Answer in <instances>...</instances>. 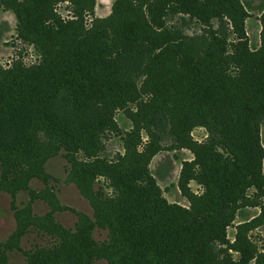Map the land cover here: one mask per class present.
<instances>
[{"label":"trees","instance_id":"obj_1","mask_svg":"<svg viewBox=\"0 0 264 264\" xmlns=\"http://www.w3.org/2000/svg\"><path fill=\"white\" fill-rule=\"evenodd\" d=\"M11 1L22 7L12 9L19 21L27 18L30 36L47 35L57 41L63 35L66 38L75 27L73 21L64 23L56 18L55 24L49 22L52 0ZM135 1H115L112 12L116 14L112 16L121 22L115 37L101 29L93 34L82 33L64 46L57 42L60 51L54 60L49 57L50 66L41 88L27 91L14 72L0 68V148L22 145L27 132L24 124L39 117L66 135L79 136L84 128L92 126L101 132L106 125L107 108L89 102L90 83L102 87V95L119 99L140 93L141 83L160 79L168 69L167 75L171 71L174 74L169 82L172 92L150 118L151 125L164 129L168 118L165 111L171 105L180 106L187 121L188 110L199 114L206 106L210 121L220 130L215 141L192 148L196 159L185 162L181 169L179 186L190 207L168 203L150 169L156 153H146L143 159L139 154L140 161L145 159L143 168L117 173L126 195L123 197L122 189L119 205L113 204L117 199L111 202L113 214H96L97 223L82 229L84 241L91 242L90 229L96 225L109 228L112 242L106 250L111 261L113 255L120 256L119 264H250L254 259V264H264V254L257 256L258 250L246 237L250 230L264 225V147L260 133L264 118V49L255 58L244 45L240 54L218 51L208 38L189 37L181 30L172 32L165 28L162 36L171 43L178 58L175 62L164 61L157 52L159 45L141 34L130 18ZM208 4L204 3L202 10L215 15ZM95 6L94 0L90 10ZM149 6L153 8L152 1ZM118 39L120 46L113 50L111 46L114 42L118 46ZM251 63L255 66L250 69ZM232 65H238L244 74H228ZM9 75L14 76L15 83L8 82ZM3 89L11 90L13 96L7 99ZM93 136L96 145L98 136ZM100 164L110 168L104 161ZM191 179L205 186L203 195L190 192ZM252 187L256 192L250 199L248 190ZM246 206H259L261 213L237 226V242L232 247L240 258L234 261L218 245L228 242L227 227ZM121 237L126 244H118ZM72 248L77 264L81 257L91 264L92 254L86 257L85 251ZM220 253L225 256L222 260Z\"/></svg>","mask_w":264,"mask_h":264},{"label":"rangeland","instance_id":"obj_2","mask_svg":"<svg viewBox=\"0 0 264 264\" xmlns=\"http://www.w3.org/2000/svg\"><path fill=\"white\" fill-rule=\"evenodd\" d=\"M93 1L52 0L50 23L55 24L56 18L64 23L75 22L66 38L63 35L54 41L47 35L30 36L29 21L26 17L25 22L19 21L12 9L22 7L11 0H0V68L14 72L25 89L31 91L41 88L50 66L49 57L54 60L60 51L57 42L64 46L82 33L93 34L101 29L115 37L121 22L112 16L116 14L111 10L113 0L99 8L104 17L90 10ZM208 2L213 16L202 10ZM134 5L129 14L131 20L141 34L159 45L157 52L164 61L175 62L178 58L171 43L162 36L165 28L172 32L181 30L189 37L208 38L218 51L240 54L244 45L255 58L264 49V0H136ZM119 42L118 39V46L116 42L112 44L113 50L120 46ZM254 66L251 63L249 68ZM168 73L166 69L161 78L157 76L160 79L141 83L140 93L119 99L102 95L104 89L90 83L89 102L107 108L106 125L101 132L92 126L84 128L79 136L66 135L39 117L24 124L27 132L22 145L0 148V264H77L73 246L85 251L86 257L92 254L91 264H119L120 256L113 255L115 262L111 261L106 250L112 242L109 228L96 225L90 229V243L84 241L82 229L97 223L96 214L109 213L112 200L117 199L113 204L119 205L122 197L118 198L125 187H121L117 173L143 168L145 159L140 161L139 154L143 159L146 153H156L150 169L164 190L163 197L172 205L189 209L190 201L179 186L181 169L185 162L196 159L193 149L215 141L220 130L210 121L206 106L199 114L188 110L187 121L180 106L171 105L165 111L168 118L164 129L151 125L150 118L172 92L169 82L174 74ZM228 74L239 77L244 73L238 65H232ZM13 78L9 75L8 82L15 83ZM2 92L7 99L13 96L11 90ZM260 133L264 147V118ZM93 134L98 136L96 145ZM103 161L111 169L100 164ZM188 186L196 196L206 190L196 179H191ZM126 192L124 189L123 197ZM254 192V187L248 190L250 199ZM260 213L259 206L241 208L234 223L227 227L228 242L218 248H225L234 261L239 260L240 253L232 247L237 242V226ZM247 235L258 250L257 256L264 254V225ZM117 242L126 244L123 237ZM219 257L225 258L221 253ZM80 261L78 264H89L82 257ZM254 262L255 259L250 264Z\"/></svg>","mask_w":264,"mask_h":264},{"label":"crops","instance_id":"obj_3","mask_svg":"<svg viewBox=\"0 0 264 264\" xmlns=\"http://www.w3.org/2000/svg\"><path fill=\"white\" fill-rule=\"evenodd\" d=\"M106 1L107 0H96V6H95V14H96V16H98V17H104V16H102V15H100V9L99 8H101V6L102 5H105L106 4ZM114 1L115 0H113L112 1V5H111V10H112V7H113V4H114ZM111 12V11H110ZM109 12V13H110ZM109 13L108 14H106V15H109ZM263 169H264V164H263Z\"/></svg>","mask_w":264,"mask_h":264}]
</instances>
